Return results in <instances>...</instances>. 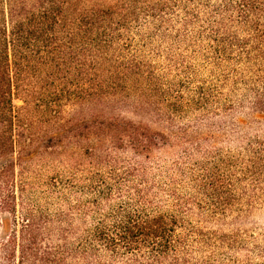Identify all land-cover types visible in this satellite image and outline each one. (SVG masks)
<instances>
[{
	"label": "trees",
	"instance_id": "16d2710c",
	"mask_svg": "<svg viewBox=\"0 0 264 264\" xmlns=\"http://www.w3.org/2000/svg\"><path fill=\"white\" fill-rule=\"evenodd\" d=\"M218 1L214 64L246 63V99L264 115V0ZM181 2L0 0V264H264L239 223L264 179V136L243 141L235 184L200 133L176 130L153 66L131 52L136 28L173 31ZM185 14L186 26L199 19ZM169 148L187 154L190 190L151 176L148 160ZM34 160L54 171L52 214L26 197Z\"/></svg>",
	"mask_w": 264,
	"mask_h": 264
},
{
	"label": "rangeland",
	"instance_id": "374dc122",
	"mask_svg": "<svg viewBox=\"0 0 264 264\" xmlns=\"http://www.w3.org/2000/svg\"><path fill=\"white\" fill-rule=\"evenodd\" d=\"M181 1V6L176 7L173 31L153 34L149 28L144 30L136 28L132 34L131 52L153 66L162 87L161 96L166 104L165 109L171 107L178 112L176 130L188 128L192 134L200 133L204 138L205 147L211 151L209 162L213 164L223 161L222 170L229 174L237 172L233 177L235 184H238V178L242 176L240 164L242 165L243 161L240 153L243 141L247 136H264V115L253 114L246 99L250 86L247 80L253 74L241 60L234 59L220 65L214 64L216 60L213 50L217 43L211 39L207 20L215 12L219 1ZM186 8L191 9L199 17L187 26L182 23ZM234 30L238 31L241 37L247 35L239 24L234 26ZM203 98L209 101L207 106L201 103ZM227 104H231L233 108L225 110L223 107ZM121 114L139 120L128 109L122 110ZM155 128L168 130L167 127L158 125H155ZM193 155L197 160L205 159L202 153L194 152ZM124 156L127 159L131 158L128 154ZM186 157L187 154L181 149L169 148L155 152L148 160L154 181L159 186H165L167 183L170 184L172 182L170 178H173L180 190H190L191 178L187 174L193 170V166ZM176 160L186 165V173L174 168ZM228 160L230 164L225 165ZM53 172L46 164L34 160L31 163V172L25 178L26 197L50 214L58 208L57 201L47 187V181ZM243 183L244 187L248 185L246 181ZM249 190L254 196L255 204L252 207L253 212L239 222L242 235L250 244L264 243V179L261 185ZM240 206L247 208V202L240 203Z\"/></svg>",
	"mask_w": 264,
	"mask_h": 264
}]
</instances>
